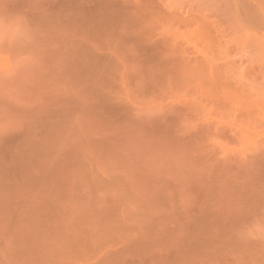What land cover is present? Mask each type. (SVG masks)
<instances>
[{
    "label": "rangeland",
    "instance_id": "1",
    "mask_svg": "<svg viewBox=\"0 0 264 264\" xmlns=\"http://www.w3.org/2000/svg\"><path fill=\"white\" fill-rule=\"evenodd\" d=\"M0 264H264V0H0Z\"/></svg>",
    "mask_w": 264,
    "mask_h": 264
},
{
    "label": "bare ground",
    "instance_id": "2",
    "mask_svg": "<svg viewBox=\"0 0 264 264\" xmlns=\"http://www.w3.org/2000/svg\"><path fill=\"white\" fill-rule=\"evenodd\" d=\"M254 5V4H253ZM259 6V5H258ZM223 8H225V6L223 7ZM257 9H259L258 7H257ZM256 13V12H255ZM249 15H251V14H249ZM257 16V15H256ZM255 17V16H254ZM249 20H250V18H249ZM252 21V20H251ZM114 29V28H113Z\"/></svg>",
    "mask_w": 264,
    "mask_h": 264
}]
</instances>
